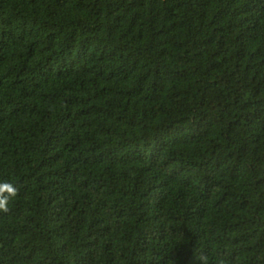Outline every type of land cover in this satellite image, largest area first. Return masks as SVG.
Returning <instances> with one entry per match:
<instances>
[{"label":"trees","instance_id":"trees-1","mask_svg":"<svg viewBox=\"0 0 264 264\" xmlns=\"http://www.w3.org/2000/svg\"><path fill=\"white\" fill-rule=\"evenodd\" d=\"M0 264H264V0H0Z\"/></svg>","mask_w":264,"mask_h":264},{"label":"clouds","instance_id":"clouds-1","mask_svg":"<svg viewBox=\"0 0 264 264\" xmlns=\"http://www.w3.org/2000/svg\"><path fill=\"white\" fill-rule=\"evenodd\" d=\"M18 192L19 190L14 184L8 181L0 182V213L6 214L9 212V203L12 199L17 197ZM195 260L198 261L199 264H210L207 253H197ZM214 264H230V260L225 258L224 254L220 253L214 258Z\"/></svg>","mask_w":264,"mask_h":264}]
</instances>
